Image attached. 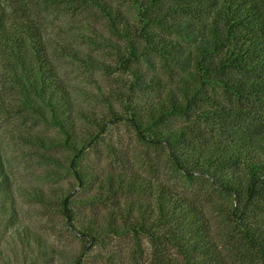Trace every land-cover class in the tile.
<instances>
[{
  "label": "trees",
  "instance_id": "obj_1",
  "mask_svg": "<svg viewBox=\"0 0 264 264\" xmlns=\"http://www.w3.org/2000/svg\"><path fill=\"white\" fill-rule=\"evenodd\" d=\"M120 1L0 0V86L7 96L1 101L52 130L31 136L57 167L49 169L52 178L71 182L51 194L32 186L29 194L77 233L82 249L73 264H84L85 252L111 237L130 239L132 264L142 263L145 243L147 264H264V0ZM37 8L68 14L93 31L90 19L98 17L112 35L81 33L93 47L108 45L120 76L121 88L111 87V96L99 88L93 93L103 109L74 104ZM57 47L86 69L109 65L70 43ZM119 122L146 151L164 155L175 176L210 186L218 197L212 203L217 230L201 204L143 175L105 139ZM102 149L112 157L110 167L86 158ZM76 186L87 191L78 202L91 214L70 199ZM16 214L0 146V240L16 239L45 259L31 242L40 246V238Z\"/></svg>",
  "mask_w": 264,
  "mask_h": 264
},
{
  "label": "rangeland",
  "instance_id": "obj_2",
  "mask_svg": "<svg viewBox=\"0 0 264 264\" xmlns=\"http://www.w3.org/2000/svg\"><path fill=\"white\" fill-rule=\"evenodd\" d=\"M121 4L120 0H112ZM128 12L131 7L123 4ZM35 17L40 23L41 30L47 39V45L51 52V58L69 91L72 94L74 104L87 110L99 111L103 109L101 102L94 97L93 93L99 90L108 96L113 93V88H121L119 74L113 72L112 65L115 63L113 54L108 50V45L93 44L88 42L81 33H88L92 38L100 39L97 32L103 36H112L102 24L101 19L92 16L90 24L94 31L88 30L89 24L80 25L79 19L64 13L51 12L50 10L36 9ZM106 41V40H105ZM109 42V41H106ZM70 43L72 46L85 52H92L94 57L109 65L103 67L95 64L91 69H86L79 60L60 56L54 50L58 44ZM93 50L91 51V49ZM113 87V88H111ZM7 98L5 88L0 86V146L3 158L10 174L16 197V219L23 226L28 227L32 235L40 238V246L31 240L39 250H45L46 257L36 251L31 253L23 248L18 240H0V264H73V259L81 252L80 239L71 226L64 222L53 207L47 206L39 199L32 197V186L42 188L43 192L51 194V189L61 186L70 188L71 182L68 177L52 178L50 168H57L53 163L46 161L39 151L40 147L35 144L31 133H47L52 130L44 124H33L27 117L14 114L5 106L1 99ZM114 108L122 109L120 100H114ZM115 147L128 157L133 167L152 180H160L167 184L170 189L179 195H184L202 205L209 217L213 229L220 227L219 219L213 211V202L218 200L216 193L208 184L201 180L188 182L175 176L171 171L165 156L156 151H146L136 140L130 127L119 122L111 126L104 135ZM58 151H56L57 153ZM88 161L93 162L95 167H110V159L105 149L95 154L93 150L86 154ZM120 166V162H117ZM116 167V166H114ZM87 191L76 186L70 192V199L76 200L75 205L86 213H90L88 207L82 206L78 201L83 199ZM100 210L102 207L99 208ZM131 241L127 237H111L108 242L96 245L85 252L84 264H132L130 260ZM145 256L140 260L141 264L148 263L149 247L144 244ZM37 249V248H36ZM47 262V263H45Z\"/></svg>",
  "mask_w": 264,
  "mask_h": 264
}]
</instances>
